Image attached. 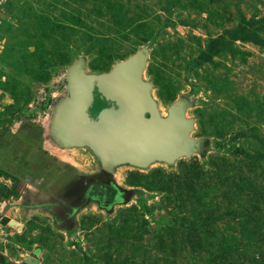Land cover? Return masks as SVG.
<instances>
[{"label": "rangeland", "instance_id": "rangeland-1", "mask_svg": "<svg viewBox=\"0 0 264 264\" xmlns=\"http://www.w3.org/2000/svg\"><path fill=\"white\" fill-rule=\"evenodd\" d=\"M138 55L158 117L179 106L193 148L107 170L52 118L74 78ZM108 106L94 92L90 116ZM0 139V168L22 175L0 182L16 223L0 224V264H264V0H0ZM75 180L88 186L64 199Z\"/></svg>", "mask_w": 264, "mask_h": 264}, {"label": "water", "instance_id": "water-1", "mask_svg": "<svg viewBox=\"0 0 264 264\" xmlns=\"http://www.w3.org/2000/svg\"><path fill=\"white\" fill-rule=\"evenodd\" d=\"M141 69L142 58L138 55L115 66L109 74L74 78L71 86L76 88H73V93L81 98L78 104L70 105L64 112L66 115L63 116L67 118L65 126L61 124L59 128L57 123H53L54 134L59 141L64 145H89L107 170L125 161L144 166L153 160L172 162L188 155L193 148L187 137L189 122L183 119L177 105L169 109L166 119L158 117L148 96V88L140 81ZM94 92L109 106L91 117L89 108ZM145 113L149 114L148 119L144 118ZM103 125L119 145L129 147V154H117L114 150L117 143L110 141L107 152H103L108 155L102 154L99 143L100 146L105 144L106 138L101 137L97 144L93 136L103 131L100 128ZM0 224L16 226L4 215L0 217Z\"/></svg>", "mask_w": 264, "mask_h": 264}, {"label": "bare ground", "instance_id": "bare-ground-1", "mask_svg": "<svg viewBox=\"0 0 264 264\" xmlns=\"http://www.w3.org/2000/svg\"><path fill=\"white\" fill-rule=\"evenodd\" d=\"M127 79H130V78H127ZM80 98L81 97L78 96L77 98L76 97L75 98H71L69 101H65V102H62V103L58 104V106L56 107L55 113L53 115V118H52V124L53 123H57L59 125V128H61V126H60L61 124L65 126V120L67 121V118H65V116H63V115H66L64 112L67 111V108L70 105L78 104ZM100 128L103 129V131L102 132H98L97 134H95L93 136V138L95 140H97V144H98L99 140H101V137L106 138V140H104V141H106V143L105 144L103 143L101 145V146H104V148H101L100 143H99L100 150H101L102 154H104L103 152H107L106 150L108 149L109 145H111L110 142L117 143V141H116V138L114 136L112 137L111 135H109V131H107L105 129L104 125L101 126ZM69 131L71 133L70 135L73 136L74 133H73V131H72L71 128H69ZM111 150L113 151V149H110V151ZM114 150H116L117 154H119V155H126V154H129L130 153L129 147L119 145L118 143H117V147L114 148ZM104 155L107 156L108 154H104ZM110 155H112V154H110Z\"/></svg>", "mask_w": 264, "mask_h": 264}, {"label": "crops", "instance_id": "crops-1", "mask_svg": "<svg viewBox=\"0 0 264 264\" xmlns=\"http://www.w3.org/2000/svg\"><path fill=\"white\" fill-rule=\"evenodd\" d=\"M22 133H23V136H24L25 135V131H23ZM27 133H31L30 130H27ZM2 145L3 144L1 143V139H0V160H1V157H2V155L4 153V150L6 152L8 151V147H5V145L4 146H2ZM21 145L23 146V150L24 151H21L20 154H17V151L18 150L15 149V153H14V156H15L16 160L18 159L17 162H20V165L22 164V161H24L23 158H26L27 154L30 153L29 150L26 151V149L29 148L31 146V144H28L27 143L26 145L25 144H21ZM20 167L21 166H19V165H13L12 168L15 171L12 172V173H9L10 171L8 172L5 169L0 168L1 171L2 170L3 171L5 170L4 172H7L6 174H9V175H11L12 177L15 178V180L12 179V182H13L12 186L13 187H17V183H18L17 179L20 178L19 176H22V175H19V174H21L20 173ZM51 175L52 174H50L45 179H43L42 184L39 186V188L41 189V191H43V192H49L50 193V190H51V187H52L51 179H50ZM29 176L32 177L33 174L30 173ZM52 179H53V177H52ZM2 180L5 181V183H4L5 186H8L6 183L9 182V180L8 179H3V177L0 176V182H2ZM14 181H15V183H14ZM10 183H11V181H10ZM7 188L10 189V190H13V188H9V187H7ZM29 188H30V185L29 184H26V189L29 190ZM11 193H13V192H11ZM6 202L8 203L9 201L7 199L6 200H3L2 198L0 199V214L3 212V206H4V203H6Z\"/></svg>", "mask_w": 264, "mask_h": 264}, {"label": "flooded vegetation", "instance_id": "flooded-vegetation-1", "mask_svg": "<svg viewBox=\"0 0 264 264\" xmlns=\"http://www.w3.org/2000/svg\"><path fill=\"white\" fill-rule=\"evenodd\" d=\"M81 181L82 180H80V181L79 180H75L72 185H70V183H69L70 188H69L68 185L64 186L59 191L60 192V195H62V197L64 199H69V197H71V196L73 197L74 194L76 195V193H78L80 190H82V189H84L85 187L88 186V185H86L85 181H82V182ZM87 184H88V180H87ZM84 191H85V189H84ZM63 198H60L62 200H59L58 199L57 201H55L54 207L53 208H50V210L52 211V215H53L54 219L56 221H59V222H62L63 221L64 215H65V213L63 212V210L66 208V206H69V205L66 204L68 201L67 202H64ZM59 207L62 208V212L63 213L62 212L59 213L60 212V211H58V210H60ZM54 211L55 212H58L59 215L57 216Z\"/></svg>", "mask_w": 264, "mask_h": 264}, {"label": "trees", "instance_id": "trees-1", "mask_svg": "<svg viewBox=\"0 0 264 264\" xmlns=\"http://www.w3.org/2000/svg\"><path fill=\"white\" fill-rule=\"evenodd\" d=\"M5 176V177H9V178H11V179H13V180H15V178L14 177H12L11 175H9V174H5L4 172H2L1 170H0V176ZM3 190V191H6L7 192V194L6 195H9V194H11V192L10 191H7L8 189L5 187V186H3V185H0V190ZM5 195V196H6Z\"/></svg>", "mask_w": 264, "mask_h": 264}]
</instances>
